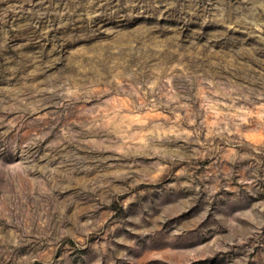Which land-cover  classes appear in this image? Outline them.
Masks as SVG:
<instances>
[{
  "label": "rangeland",
  "instance_id": "374dc122",
  "mask_svg": "<svg viewBox=\"0 0 264 264\" xmlns=\"http://www.w3.org/2000/svg\"><path fill=\"white\" fill-rule=\"evenodd\" d=\"M0 264H264V0H0Z\"/></svg>",
  "mask_w": 264,
  "mask_h": 264
}]
</instances>
